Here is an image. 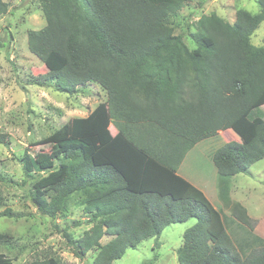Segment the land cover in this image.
I'll use <instances>...</instances> for the list:
<instances>
[{
	"label": "trees",
	"instance_id": "16d2710c",
	"mask_svg": "<svg viewBox=\"0 0 264 264\" xmlns=\"http://www.w3.org/2000/svg\"><path fill=\"white\" fill-rule=\"evenodd\" d=\"M255 2L257 13L238 9L232 23L213 13L198 17L189 49L170 24L189 0H38L45 26L29 30L26 45L45 73L23 85L71 96L96 84L106 94L86 117L71 118L19 159L32 181L30 199L49 220L66 213L69 197L85 193L91 227L79 240L63 233L75 257L96 251L92 264H113L142 241L155 239L158 247L166 227L195 219L176 250L178 264H264L255 221L230 199L232 178L264 159V46L251 43L264 0ZM8 9L0 0V16ZM243 120L252 136L243 131L242 143L230 139L211 156L219 200L249 231L240 242L177 171L195 145ZM0 143L7 145L4 136ZM0 264L11 262L0 254Z\"/></svg>",
	"mask_w": 264,
	"mask_h": 264
},
{
	"label": "rangeland",
	"instance_id": "374dc122",
	"mask_svg": "<svg viewBox=\"0 0 264 264\" xmlns=\"http://www.w3.org/2000/svg\"><path fill=\"white\" fill-rule=\"evenodd\" d=\"M4 1L9 9L0 16V136H4L7 145L0 143V176L3 179L0 180V234L6 239L0 241V254L11 264H30L36 259L59 264H92L96 251L79 259L73 255L72 247L63 236L65 230L72 240H79L91 227L83 214L85 193L69 197L66 213L49 220L39 214L30 199L32 181L25 178L19 159L25 150L37 152L40 147L33 145L71 118L86 117L106 100V94L96 84L81 87L71 96L54 88L23 85L30 77L45 73L43 64L26 45V33L44 27L45 19L38 0ZM238 9L258 12L255 0H189L187 7L171 17L170 24L174 33L181 35L192 49L194 45L187 33L194 31L198 17L213 13L232 23ZM251 43L264 46V21L251 36ZM260 107L264 114V105ZM110 130L112 134L116 132L112 126ZM243 131L251 132L252 136V123L243 120L235 129L219 133L204 145L216 150L230 139L242 143L245 139ZM196 157L191 169L205 177L204 159L196 155L192 159ZM233 184L236 197L249 211L254 212L258 206L264 213V159L252 165L246 173L237 175ZM195 223V219H190L184 224L171 225L158 237V247H155V239L142 241L137 247L127 249L124 256L113 264H178L176 250L181 246L182 235ZM108 240L103 238L101 243Z\"/></svg>",
	"mask_w": 264,
	"mask_h": 264
},
{
	"label": "crops",
	"instance_id": "0c3cea01",
	"mask_svg": "<svg viewBox=\"0 0 264 264\" xmlns=\"http://www.w3.org/2000/svg\"><path fill=\"white\" fill-rule=\"evenodd\" d=\"M207 140L198 143L186 154L185 158L178 168L177 173L181 178L203 192L211 205L221 214L224 220L225 228L235 240H238L240 242L243 240H248L249 231L245 227H242L236 223V221L230 215L229 211L223 206L218 198L216 186V169L211 160L212 153L215 151V149L210 150L209 147L204 145V142H206ZM195 155L200 156L201 159H204V169L206 173L205 177L204 175L201 176L197 173H194L191 169L193 162L197 160V157L194 160L192 159ZM194 174H197V176ZM236 176L237 175H235L231 180L230 199L234 202L240 203L246 209L248 216L255 221V226L251 233L254 236L264 240L263 210L262 208H258V206H255V211L251 212L249 211V208L236 197V189L235 185L233 184ZM259 206H261V203H259Z\"/></svg>",
	"mask_w": 264,
	"mask_h": 264
}]
</instances>
